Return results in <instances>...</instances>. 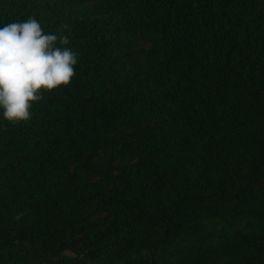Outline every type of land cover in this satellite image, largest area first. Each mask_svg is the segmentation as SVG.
I'll list each match as a JSON object with an SVG mask.
<instances>
[{
	"label": "trees",
	"instance_id": "trees-1",
	"mask_svg": "<svg viewBox=\"0 0 264 264\" xmlns=\"http://www.w3.org/2000/svg\"><path fill=\"white\" fill-rule=\"evenodd\" d=\"M29 17L78 62L0 108V264H264V0H0Z\"/></svg>",
	"mask_w": 264,
	"mask_h": 264
},
{
	"label": "clouds",
	"instance_id": "clouds-1",
	"mask_svg": "<svg viewBox=\"0 0 264 264\" xmlns=\"http://www.w3.org/2000/svg\"><path fill=\"white\" fill-rule=\"evenodd\" d=\"M67 44L68 36L43 33L34 17L0 28V108L12 125L31 119L44 91L70 84L78 53Z\"/></svg>",
	"mask_w": 264,
	"mask_h": 264
}]
</instances>
